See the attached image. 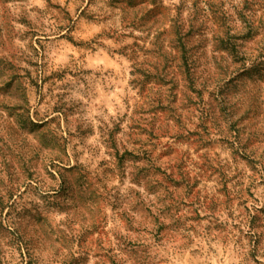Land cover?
Returning <instances> with one entry per match:
<instances>
[{
	"label": "rangeland",
	"instance_id": "rangeland-1",
	"mask_svg": "<svg viewBox=\"0 0 264 264\" xmlns=\"http://www.w3.org/2000/svg\"><path fill=\"white\" fill-rule=\"evenodd\" d=\"M0 264H264V0H0Z\"/></svg>",
	"mask_w": 264,
	"mask_h": 264
}]
</instances>
